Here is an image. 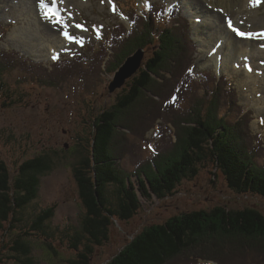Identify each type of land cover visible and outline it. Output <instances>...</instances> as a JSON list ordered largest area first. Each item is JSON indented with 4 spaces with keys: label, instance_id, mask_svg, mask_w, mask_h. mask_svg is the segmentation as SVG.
<instances>
[{
    "label": "rangeland",
    "instance_id": "obj_1",
    "mask_svg": "<svg viewBox=\"0 0 264 264\" xmlns=\"http://www.w3.org/2000/svg\"><path fill=\"white\" fill-rule=\"evenodd\" d=\"M48 2L50 8L55 10L52 20L45 19L39 0H0V36L3 37L0 53L27 61L30 65L37 64L42 69H38L37 72L48 77L53 73L54 64L64 62L76 66L82 76L85 75L65 81L62 88H51L38 82H33L35 84L25 82L20 85L21 91L16 89L18 94L9 96L15 101L12 107H3L4 97L0 99V161L8 165L12 175L17 174L25 162L39 156L51 158L56 163L53 170L41 178L39 197L24 211L26 219H32L41 211L54 208L56 212L51 222L53 229L63 231L82 228L80 220L84 219L85 209L80 199V187L76 176L82 171L80 170L82 167L78 165L79 151L82 147L83 155L91 156L90 139L94 116L116 106L119 99L122 102V95H125L130 87L128 82L138 75L127 80L122 89L110 93L109 88L121 69L116 64L119 54L114 52L115 46L110 39L118 26L123 25L130 29V13L138 10L141 15L142 6L145 9L151 7L164 9V12L158 15L163 22L162 26L174 27L178 17H184L190 27L192 36L190 39L197 46V52L194 54L196 74L200 77L204 72H212L218 80H221L220 77L223 75L229 78L235 88L236 102L242 108L241 112L253 113V118L250 117L247 121V131L252 133L253 139L260 137L264 146V55L260 53L264 52V43L260 41L259 44H253L252 40L246 41L229 28L233 22L242 32L246 28L252 32L257 28L264 30V0H256L255 5L253 0H48ZM174 11L173 15L177 19H172ZM229 32L234 34L232 38L234 46L228 45L233 35ZM65 33L68 34L67 37ZM220 33L224 37L219 35ZM219 37L220 47L217 46ZM82 46L87 48L82 49ZM84 49L92 52L85 53ZM150 52H147L143 67L150 58ZM72 56L79 59V63L73 64L70 59ZM84 57L85 59L81 61L80 58ZM90 72L93 74L91 77ZM24 76L26 75L17 70L13 77L17 80ZM173 88L174 85L170 90L162 91L160 95L165 94L163 98L156 97L151 92H144L139 103L125 115V120L118 124L117 133L113 137L116 150L114 155L119 154L122 157L125 152L123 167L131 178L136 179L134 174L135 164L140 163L137 162L138 158L145 159L157 152L156 141L153 139L164 126L161 117H157L163 115L170 98H174L172 102H175L178 92L182 93L178 94L179 98H185L183 94L185 91L182 92L180 83L176 84L175 92L171 93ZM226 104L227 102L224 103ZM153 107L152 113L148 109ZM152 120L155 128L150 123ZM149 124H151L149 128L145 127ZM140 127V130L135 129ZM127 128L129 130H126ZM143 133L148 143L142 139ZM125 147L126 149H123ZM134 147L138 150V155L133 151ZM213 168L211 165L208 169H202L198 178L183 182L175 196L171 198L163 201L154 199L152 202L141 198L143 209L127 222H114L110 230V242L96 249L92 264H106L112 257L122 252L141 230L152 225L164 224L174 216L208 210L215 206L241 210L256 208L264 214V198L234 192L228 187L222 172ZM25 220L17 223L16 228L11 230V235L7 237L0 229L2 256L0 264H13V261H7L5 258H10L8 249L11 247V237L22 233L21 231L30 230V226L24 224ZM208 235L204 243L211 242V248L196 247L194 251L186 252L185 257L172 264H184L185 260L189 261L186 258L195 254L199 256L206 253L216 254L217 243L228 241L234 243L229 246L230 248H236L235 245H240L239 240L248 243L255 240L260 242L257 239L242 238L234 242L235 240L231 238L227 240L219 235ZM51 245L58 254L55 255L48 250L43 242H33V254L39 264H69L75 256L68 245L56 242H52ZM219 252L217 255L220 260H208L203 263L244 264V261L238 263L234 260L242 257L230 253L221 255ZM250 255L253 257L252 262L257 261L255 264L264 261L263 254Z\"/></svg>",
    "mask_w": 264,
    "mask_h": 264
},
{
    "label": "trees",
    "instance_id": "obj_2",
    "mask_svg": "<svg viewBox=\"0 0 264 264\" xmlns=\"http://www.w3.org/2000/svg\"><path fill=\"white\" fill-rule=\"evenodd\" d=\"M162 11L164 9L152 7L144 15H139L137 10H133L129 15L132 30L117 27L110 39L115 46L114 52L119 54L116 64L120 67L139 49L151 52L143 69L128 82L130 87L121 96L122 102L119 99V103L109 110H103L104 106L100 115L94 116L91 156L83 155L84 150L80 146L82 150L79 151L78 165L82 171L76 176L85 209L84 219L80 220L81 230L53 229L54 208L41 211L32 219H26L24 215V211L38 199L41 178L53 170L55 161L39 156L25 162L14 175L8 165L0 161L2 234L6 237L11 235L16 224L25 219L24 224L30 226L29 231L14 233L15 236L11 237V247L8 249L10 258H5L7 261H13V264H39L33 254V242L40 241L55 255L58 252L51 245L52 242L68 245L75 254L69 264H92L96 249L110 242L114 222H127L143 209L141 198L148 202L171 198L183 182L198 178L202 169H208L211 165L222 172L228 187L234 192L264 198V146L260 137L253 139L252 133L247 131V121L253 118V113L241 112L242 108L236 102L235 88L226 76L218 80L212 72H204L200 76L204 79H201L196 74L193 67L197 50L190 39L189 24L178 17L174 27L162 26L163 22L158 18ZM174 13L172 19L175 18ZM2 41L3 37L0 36V44ZM85 52L90 54L92 51ZM84 59L80 58L81 61ZM72 62L77 64L79 59ZM53 68V73L48 77L37 72L41 69L37 64L30 65L27 61L0 53V99L4 97L3 107L13 106L15 101L9 96L18 94L16 89L21 91L20 85L25 82L62 88L65 81L74 80L76 76L85 77L76 66L67 62L54 64ZM17 70L26 76L16 80L13 76ZM178 83L182 92L185 91V98H179L178 94L182 93L178 92L175 102H172L174 98H170L163 115L157 117H161L164 123L153 139L157 152L145 159L138 158L137 162L140 163L135 164L136 179L131 178L123 167L125 152L122 157L114 155L113 137L118 124L139 103L144 92L163 98L165 94L160 95L162 91L170 90L174 85L170 91L173 93ZM148 110L153 113L154 107ZM150 123L155 128L153 120ZM151 124L145 127L149 128ZM141 127L135 129L140 130ZM141 137L146 140L145 133ZM133 151L138 155L135 147ZM208 234L227 240L231 238L234 242L241 238L260 240L251 243L239 240L240 245H235L236 248H230L234 243L228 241L215 244L221 255L230 253L242 257L234 259L237 262H252L250 253L264 255V214L256 208L241 210L215 206L174 216L164 224L141 230L122 252L106 264H172L196 247L211 248V242L204 243ZM217 252L200 255L203 257L198 254L189 256L186 258L189 261L185 260L184 264L218 261ZM255 263L257 261L253 260L251 264ZM258 264H264V261Z\"/></svg>",
    "mask_w": 264,
    "mask_h": 264
},
{
    "label": "water",
    "instance_id": "obj_3",
    "mask_svg": "<svg viewBox=\"0 0 264 264\" xmlns=\"http://www.w3.org/2000/svg\"><path fill=\"white\" fill-rule=\"evenodd\" d=\"M146 60V51L141 49L135 53V55L128 58L126 63L121 67L119 73L116 76L115 82L111 84L109 91L114 93L116 89H122L127 80L132 79L144 65Z\"/></svg>",
    "mask_w": 264,
    "mask_h": 264
},
{
    "label": "bare ground",
    "instance_id": "obj_4",
    "mask_svg": "<svg viewBox=\"0 0 264 264\" xmlns=\"http://www.w3.org/2000/svg\"><path fill=\"white\" fill-rule=\"evenodd\" d=\"M204 22V21H203ZM209 22H210V20H209ZM210 24V23H209ZM231 26H229V28H231L230 30H232L233 31V28H235L237 31H233V32H235L236 34H238V33H245V34H249V33H254V34H257L256 36H252L251 38H249L247 35H245V36H241V37H243V38H245L246 39V41H248V40H252V42H253V44L254 43H257V44H259V42L260 41H263V43H264V40H263V38H264V30H259L258 28L257 29H255V28H253V29H255V30H253L254 32H252V31H250L249 29H247L246 28V30L245 29H243V32L241 31V28H239V27H236L235 26V23H233V22H231V24H230ZM118 27H125V26H123V25H120V26H118ZM126 28V27H125ZM130 28H132V26L130 27ZM128 30V29H127ZM129 31V30H128ZM230 33V32H229ZM231 34V33H230ZM233 34V33H232ZM231 34V35H232ZM219 35H221V36H223V34L222 33H220ZM218 35V36H219ZM234 36V34L232 35V37H231V39H230V42L228 43V45H231V46H234V42H233V40H232V38H234L233 37ZM224 37V36H223ZM259 37V38H258ZM213 40H215V38H213ZM238 42V41H237ZM217 46L218 47H220L221 46V37H219L218 38V41H217ZM216 46V47H217ZM243 53V52H242ZM261 54H263L264 55V52H260ZM128 60V59H127ZM126 60V61H127ZM126 63V62H125ZM124 63V64H125ZM123 64V65H124Z\"/></svg>",
    "mask_w": 264,
    "mask_h": 264
},
{
    "label": "snow or ice",
    "instance_id": "obj_5",
    "mask_svg": "<svg viewBox=\"0 0 264 264\" xmlns=\"http://www.w3.org/2000/svg\"><path fill=\"white\" fill-rule=\"evenodd\" d=\"M255 2H256V0H253V4L254 5H255ZM39 6L43 10V15H44L45 19L52 20L54 15H55V10L50 8L48 0H39ZM65 27H66V25H65ZM233 31H237V30L235 28H233ZM238 34L241 35V36L247 35L249 38H251L252 36H256L257 35V34H254V33H249V34L238 33ZM65 36L67 37L68 34L65 33Z\"/></svg>",
    "mask_w": 264,
    "mask_h": 264
}]
</instances>
